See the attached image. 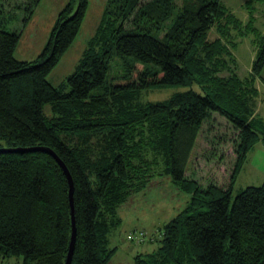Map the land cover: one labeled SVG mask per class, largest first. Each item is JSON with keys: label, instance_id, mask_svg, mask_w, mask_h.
Segmentation results:
<instances>
[{"label": "trees", "instance_id": "1", "mask_svg": "<svg viewBox=\"0 0 264 264\" xmlns=\"http://www.w3.org/2000/svg\"><path fill=\"white\" fill-rule=\"evenodd\" d=\"M258 3L264 0H244V21L224 0H108L84 59L67 78L70 91L47 76L78 35L90 1H68L36 60L15 57L21 32L0 20V139L6 148L48 147L69 168L77 222L71 264H105L117 207L162 173L190 201L164 227L157 253L135 264H264V183L244 187L231 206L248 153L264 143ZM248 37L257 50L242 77L235 48ZM117 56L133 61L104 86ZM173 85L189 89L161 102L138 100L143 90ZM100 86L104 92L92 94ZM231 134L238 141L230 183L203 189L186 173L199 143L212 146ZM69 194V178L50 153L0 152V255L65 264Z\"/></svg>", "mask_w": 264, "mask_h": 264}, {"label": "rangeland", "instance_id": "2", "mask_svg": "<svg viewBox=\"0 0 264 264\" xmlns=\"http://www.w3.org/2000/svg\"><path fill=\"white\" fill-rule=\"evenodd\" d=\"M27 1L0 0V9L2 10L0 20L6 22V27L10 30L22 32L15 57L29 61L38 59L44 50L59 12L69 0H35L37 3L34 1L35 5L32 3L29 5ZM89 1L88 14L78 35L47 76V80L61 90L70 91L67 78L78 69V65L84 59V53L90 47L89 42L95 35L108 0ZM224 2L244 21L248 20V13L242 5L244 0H224ZM28 7L31 15L34 14L32 17L28 15ZM257 8L256 26L260 31H264V5L258 3ZM28 16L30 18L26 20ZM172 20L173 17L168 24H171ZM235 49L237 60L235 69L242 77H245L250 72L252 56L254 57L257 48L251 37H248L243 39ZM131 61H133L132 57L126 59L115 57L109 64L110 68L104 86H107L113 77L123 74L124 65ZM223 74L227 75L228 72L224 71ZM258 88L261 95L257 101V112L261 115L260 117L264 118V72L258 82ZM187 89L189 86L181 85L153 87L143 90L138 100L140 102H161L172 97L174 93L184 92ZM194 89L198 90L199 86L195 85ZM104 90L105 88L100 86L92 94L96 95ZM43 112L47 116L53 114L49 104L43 106ZM234 136L233 134L225 136L224 140L220 139L219 143L211 144L212 146L202 138L190 161L186 172L187 177L195 179L203 189H206L211 183L228 186L236 161L234 148L238 138ZM0 143L1 147H6L7 143L4 139H0ZM246 159L243 171L239 174L232 192L231 206L238 192L244 187L264 183V143H257L248 153ZM175 183L170 173L156 175L117 207L119 222L113 225L109 231L107 242V248L113 249V253L105 264H135L138 257L143 258L148 254L157 253L162 244L164 227L178 216L190 201V195ZM133 233L135 234L134 239L131 238ZM0 264H24V258L22 255L4 258L0 255Z\"/></svg>", "mask_w": 264, "mask_h": 264}, {"label": "water", "instance_id": "3", "mask_svg": "<svg viewBox=\"0 0 264 264\" xmlns=\"http://www.w3.org/2000/svg\"><path fill=\"white\" fill-rule=\"evenodd\" d=\"M33 152V151H46L48 153H50L53 157H55L57 159V161L59 162V164L61 165V167L64 169L67 177L69 178V189H70V194H69V200L71 202V211H72V236H71V240H70V249L68 252V257L66 260L65 264H71L72 259H73V252L76 246V238H77V222L75 219V200H74V180L71 176L70 170L68 167H66L64 161L62 160L61 157L58 156V154L56 152H54V150L48 148V147H42V146H33V147H11V148H6V147H0V152Z\"/></svg>", "mask_w": 264, "mask_h": 264}, {"label": "crops", "instance_id": "4", "mask_svg": "<svg viewBox=\"0 0 264 264\" xmlns=\"http://www.w3.org/2000/svg\"><path fill=\"white\" fill-rule=\"evenodd\" d=\"M34 1H35V0H28V1H27V4L30 5V4L32 3V5H35V4H33ZM35 3H36V1H35ZM36 4H37V3H36ZM32 5H31V6H32ZM29 7H30V6H29ZM29 7L27 8V10L30 9ZM32 7H33V6H32ZM29 12H30V10H29ZM263 12H264V11H263ZM28 15H30V16L32 17L34 14L31 15L30 13H28ZM14 17H15V16H14ZM14 17H12V18H14ZM5 23H6V22H5ZM25 30H26V28L24 29V31H25ZM24 31H23V32H24ZM21 35H22V32H21ZM252 58H253V56H252Z\"/></svg>", "mask_w": 264, "mask_h": 264}, {"label": "built area", "instance_id": "5", "mask_svg": "<svg viewBox=\"0 0 264 264\" xmlns=\"http://www.w3.org/2000/svg\"><path fill=\"white\" fill-rule=\"evenodd\" d=\"M131 238H132V239H134V238H135V234H134V233L132 234V237H131Z\"/></svg>", "mask_w": 264, "mask_h": 264}]
</instances>
